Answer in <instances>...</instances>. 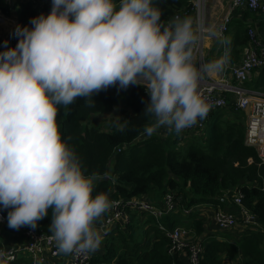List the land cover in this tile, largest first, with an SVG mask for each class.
Masks as SVG:
<instances>
[{
	"label": "clouds",
	"instance_id": "obj_1",
	"mask_svg": "<svg viewBox=\"0 0 264 264\" xmlns=\"http://www.w3.org/2000/svg\"><path fill=\"white\" fill-rule=\"evenodd\" d=\"M161 15L153 0H52L32 28L17 26L16 47L0 52V208L11 209L10 229H35L51 210L59 254L102 244L96 224L115 202L93 192L107 174H84L61 139L58 106L83 99L94 107L93 96L109 87L140 85L150 96L148 136L162 127L180 134L207 117L200 82L223 70L228 51L199 68L197 53L205 37L229 40L191 17L164 24Z\"/></svg>",
	"mask_w": 264,
	"mask_h": 264
},
{
	"label": "trees",
	"instance_id": "obj_2",
	"mask_svg": "<svg viewBox=\"0 0 264 264\" xmlns=\"http://www.w3.org/2000/svg\"><path fill=\"white\" fill-rule=\"evenodd\" d=\"M44 1L42 5L41 2L17 4L11 9L0 0L1 14L8 17L11 11L16 13L17 25L12 30L8 49L15 48L18 43L17 26L32 28L33 18L51 12L52 0ZM116 3L118 5L119 0ZM153 4L161 11L164 24L176 15L193 18L191 0H153ZM251 16L254 17L244 13L243 23L233 18L229 25L226 34L231 31L234 35L225 46L230 63H238L241 49L247 42L244 21H257ZM256 73L244 87L264 92V68ZM92 99L94 107L86 106L83 99H77L67 108L58 106L57 123L62 141L74 150L84 174H107L103 180L96 181L93 196L105 193L111 201L146 196L159 207L170 191L179 198V205L188 210L197 205L222 206L227 200L232 201L235 192H240L242 205L257 216L264 228V165L260 164L255 150L244 145L245 114L242 111H234L232 105L228 106V112L224 109L213 111L204 137L191 136L185 145H178V138L157 134L143 136L145 126L153 122L152 117L143 114L150 102L144 87L131 85L119 89L118 85L112 86ZM115 110H119L123 119L120 123L109 120L108 131L89 124L91 117ZM226 113L237 114L235 119L239 120L224 121ZM0 210L8 217L11 209ZM131 213L125 229L106 240L105 251L93 260L94 264H183L180 256L167 252L170 240L166 232L180 225L178 214L171 213L158 220L147 215L144 222L139 223L134 214L131 219ZM180 213L185 216L182 211ZM183 219L189 220L186 228L196 237L202 235V221L191 214ZM51 221L49 210L37 228L51 234L48 231ZM25 228L28 227H22V233ZM15 231L8 227L7 219L0 229V238ZM23 240L24 237L18 239ZM197 240L202 247L198 264H222L223 258L238 264H264V232L246 230L238 243L219 241L212 236ZM25 264L30 263L26 260Z\"/></svg>",
	"mask_w": 264,
	"mask_h": 264
},
{
	"label": "built area",
	"instance_id": "obj_3",
	"mask_svg": "<svg viewBox=\"0 0 264 264\" xmlns=\"http://www.w3.org/2000/svg\"><path fill=\"white\" fill-rule=\"evenodd\" d=\"M11 9L17 4L31 3L37 4L44 0H3ZM193 20L196 23H202L205 26L207 22V0H193L192 2ZM249 13L258 16L256 22L251 19L244 21L247 42L240 52L238 63H230L229 59L223 70L220 72L219 79H212L207 75V80L201 81L199 90L207 102L211 104L207 117L198 120L197 124L186 128L180 134L174 131L169 132L166 128H160L155 134L163 137H172L179 139L178 145H185L186 138L191 136L204 137L206 124L213 111L225 109L232 105L234 111H242L246 114V125L244 135V145L255 150L261 165H264V92L251 90L244 87V83L249 81L256 72L264 68V0H230L226 12L220 19L216 29L220 30L225 37L229 25L233 18L243 23V14ZM179 17L176 15L174 18ZM4 19L0 13V21ZM0 25H2L0 23ZM1 36V35H0ZM204 41L197 53V59L204 61ZM219 43V42H218ZM220 45L225 52V46ZM10 43L5 42L0 37V52L9 50ZM222 55V56H223ZM146 95L150 96L145 89ZM148 136V135H143ZM119 152L120 150L117 149ZM251 163V161H249ZM264 191V186L262 187ZM242 194L235 192L232 197V204L235 211L215 210L212 216V222L219 231H228L233 227H241L253 232H264L257 216L242 205ZM114 205L106 212L96 227L103 236L110 233L111 228L116 224L127 225L129 223V212H140L152 216L158 220L165 215L176 212L180 200L168 191L160 206H156L147 199L131 198L127 200H113ZM183 213H189L184 209ZM7 222V217L0 210V229ZM162 229V227H160ZM245 230V231H246ZM22 242L0 245V264H10L16 262L20 255H25L30 264H55L58 260L61 264H93L91 253L87 255H64L57 251L56 243L50 239L51 234L43 233L39 228H25ZM170 240L168 254L171 256L186 255L188 264H198L202 247L198 240H189L186 232L176 226L166 232Z\"/></svg>",
	"mask_w": 264,
	"mask_h": 264
},
{
	"label": "crops",
	"instance_id": "obj_4",
	"mask_svg": "<svg viewBox=\"0 0 264 264\" xmlns=\"http://www.w3.org/2000/svg\"><path fill=\"white\" fill-rule=\"evenodd\" d=\"M13 25L11 26V28L16 27L17 25V21H16V13L14 11V18L13 20H11ZM1 24L4 25L6 24V21L4 19L1 20ZM225 37L228 38V40H232L234 35L232 34V32L230 31L229 34H226ZM204 52H205V56L207 58V62L212 61V58L214 60L219 59L220 57H222L223 55V49L220 48V45L218 43V41L215 38H208L206 37L205 41H204ZM221 72V71H220ZM220 72L215 73V74H211L209 75L210 78L212 79H219L220 78ZM141 198L143 199H147L146 196H141ZM148 200V199H147ZM220 209V210H226V211H232L234 212L235 206L232 204V201L227 200L224 205L222 206H218V207H214V206H210V205H197L194 207L189 208V213L185 214V216L187 215H192L193 218L202 221L203 223V233L200 237H196L195 234L193 233V231L191 229L186 228L189 224V220L188 219H183L185 216H183L180 211H182L183 213V208L179 205L176 212H173L174 214H178V217L180 219V227L183 228V230L186 232V236L189 240H197V239H201L203 237H209L212 236V238L217 239L219 241H226V242H230V243H238L241 234L246 230L243 229L239 226L237 227H233L228 231H219L216 229L215 225L212 222V216L215 212L216 209ZM182 209V210H181ZM133 214L135 215L134 217L137 218L139 223H143L144 220L147 218V215L144 213H137V212H133L131 213V219L133 218ZM135 219V218H134ZM120 227L118 226H114L113 228H111V231L109 234H107L106 236H103V241L101 246L99 247V249L93 253H91L92 256V263L93 260L102 256L104 251H105V242L108 238H111L113 236H115L120 230H124V226L118 224ZM116 228H120L119 230H116ZM23 229H19L16 230L14 233L4 236L3 238H0V245L1 244H12L14 242H21L18 241L19 238L24 237L23 233H22ZM20 233V234H19ZM181 262L183 264H187V259H186V255H181ZM26 261V257L25 255H20L17 259V261L15 263L18 264H25ZM55 264H61L60 261L58 260H54ZM14 264V263H13ZM94 264V263H93ZM222 264H238V262L235 261H229L226 258H223Z\"/></svg>",
	"mask_w": 264,
	"mask_h": 264
},
{
	"label": "rangeland",
	"instance_id": "obj_5",
	"mask_svg": "<svg viewBox=\"0 0 264 264\" xmlns=\"http://www.w3.org/2000/svg\"><path fill=\"white\" fill-rule=\"evenodd\" d=\"M44 2L45 1L41 2V5L44 4ZM192 2L193 0H191V3ZM229 2L230 0H207V14H206L207 22H205V27H209V26H214L215 28L217 27L220 19L223 17L224 13L226 12V8ZM3 17H4V20L6 21V24L0 25V35H1L0 37L3 40V42L7 41V43L9 44L11 41V33H12V30L14 29V28H11V26L13 25L11 20H13L14 18V11H11L10 16L6 17L3 15ZM251 18L254 20H259L258 16H254V17L251 16ZM261 23L264 24L262 21ZM243 27L245 28V26ZM203 55H204V61L200 62V64H199V60L195 61L198 68L201 64L208 63L204 50H203ZM212 61H214L213 58H212ZM204 80H207L206 76L202 81ZM224 110L228 112L230 108L226 107ZM236 117H237V114L232 113L228 115V113H226V116L223 117V120L228 121V122L239 120V119H235ZM122 119H123V116L120 115L119 110H115L111 113L103 114L102 116L97 115V116L91 117L89 119V124L101 130L108 131L109 120H115L118 123H120ZM243 122H244V125H246V117L243 120ZM189 139L190 138H186V142H189Z\"/></svg>",
	"mask_w": 264,
	"mask_h": 264
},
{
	"label": "bare ground",
	"instance_id": "obj_6",
	"mask_svg": "<svg viewBox=\"0 0 264 264\" xmlns=\"http://www.w3.org/2000/svg\"><path fill=\"white\" fill-rule=\"evenodd\" d=\"M0 23H1V21H0Z\"/></svg>",
	"mask_w": 264,
	"mask_h": 264
}]
</instances>
